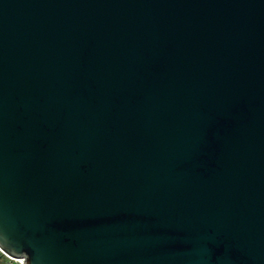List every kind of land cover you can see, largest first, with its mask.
<instances>
[{"label": "water", "instance_id": "95a60500", "mask_svg": "<svg viewBox=\"0 0 264 264\" xmlns=\"http://www.w3.org/2000/svg\"><path fill=\"white\" fill-rule=\"evenodd\" d=\"M0 250L264 264V0H0Z\"/></svg>", "mask_w": 264, "mask_h": 264}, {"label": "built area", "instance_id": "2783aa9c", "mask_svg": "<svg viewBox=\"0 0 264 264\" xmlns=\"http://www.w3.org/2000/svg\"><path fill=\"white\" fill-rule=\"evenodd\" d=\"M10 263L22 264V261L20 259H12L11 257H8L0 250V264H10Z\"/></svg>", "mask_w": 264, "mask_h": 264}, {"label": "rangeland", "instance_id": "374dc122", "mask_svg": "<svg viewBox=\"0 0 264 264\" xmlns=\"http://www.w3.org/2000/svg\"><path fill=\"white\" fill-rule=\"evenodd\" d=\"M10 264H14V263H10Z\"/></svg>", "mask_w": 264, "mask_h": 264}]
</instances>
